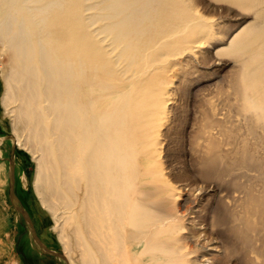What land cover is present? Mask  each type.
<instances>
[{"label": "bare ground", "instance_id": "bare-ground-1", "mask_svg": "<svg viewBox=\"0 0 264 264\" xmlns=\"http://www.w3.org/2000/svg\"><path fill=\"white\" fill-rule=\"evenodd\" d=\"M87 1L0 0L1 100L15 104L16 141L24 135L37 153L34 192L79 264H180L197 252L193 261L211 264L207 245L182 241L173 224L195 211L188 199L166 212L165 190L150 181L161 173L164 65L202 46L190 38L207 25L182 0ZM228 52L251 54L240 78L264 105V9Z\"/></svg>", "mask_w": 264, "mask_h": 264}, {"label": "rangeland", "instance_id": "rangeland-1", "mask_svg": "<svg viewBox=\"0 0 264 264\" xmlns=\"http://www.w3.org/2000/svg\"><path fill=\"white\" fill-rule=\"evenodd\" d=\"M235 1L182 0L209 31L190 38L202 37V46L190 44L164 65L167 85L161 98L167 104L156 122L155 161L161 173L150 181L165 190L166 212L184 211L188 199L195 211L173 224L182 227V241L207 245L211 264H264V105H256V90L240 78L252 67L251 54L228 52L231 38L258 20L264 0ZM2 71L0 61V264H70L67 255L79 264L75 251L67 252L59 238L62 222L34 192L37 153L24 135L19 143L15 139L8 109L15 104L5 108L2 103ZM11 197L28 216L34 235ZM198 253L179 263L199 264L193 261Z\"/></svg>", "mask_w": 264, "mask_h": 264}, {"label": "water", "instance_id": "water-1", "mask_svg": "<svg viewBox=\"0 0 264 264\" xmlns=\"http://www.w3.org/2000/svg\"><path fill=\"white\" fill-rule=\"evenodd\" d=\"M11 201H12V204L14 205V207L19 211V213L24 217V219H26L28 226H29V229H30L32 235H34L32 227H31V222H30L28 216L26 215V213L16 204V201L12 197H11Z\"/></svg>", "mask_w": 264, "mask_h": 264}, {"label": "crops", "instance_id": "crops-1", "mask_svg": "<svg viewBox=\"0 0 264 264\" xmlns=\"http://www.w3.org/2000/svg\"><path fill=\"white\" fill-rule=\"evenodd\" d=\"M30 230V229H29ZM38 241V240H37ZM39 245L42 247V248H44V249H46V251H48V252H50L51 253V250L50 249H48V248H46L44 245H42L41 243H39Z\"/></svg>", "mask_w": 264, "mask_h": 264}]
</instances>
